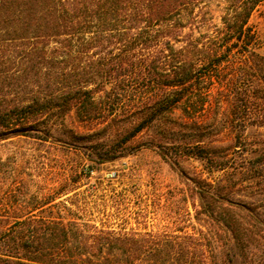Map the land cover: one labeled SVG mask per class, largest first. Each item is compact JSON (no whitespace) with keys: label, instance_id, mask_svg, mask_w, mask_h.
<instances>
[{"label":"trees","instance_id":"trees-1","mask_svg":"<svg viewBox=\"0 0 264 264\" xmlns=\"http://www.w3.org/2000/svg\"><path fill=\"white\" fill-rule=\"evenodd\" d=\"M204 1L0 0V139L53 141L57 128L84 139L109 129L105 147L89 146L97 163L156 125L157 136L137 147H157L174 165L199 158L209 172L229 168L231 178L227 148L248 124L264 125V55L249 24L264 0H222L218 22ZM219 109L223 125L209 122ZM220 126L232 144L217 143ZM93 166L64 169L63 209L0 230V264H211L214 248L194 234L98 223L76 190ZM190 179L184 197L195 216L206 214L211 228L225 224L239 240L234 214L218 207L230 185Z\"/></svg>","mask_w":264,"mask_h":264},{"label":"rangeland","instance_id":"rangeland-1","mask_svg":"<svg viewBox=\"0 0 264 264\" xmlns=\"http://www.w3.org/2000/svg\"><path fill=\"white\" fill-rule=\"evenodd\" d=\"M223 6L222 0H205L202 10L218 22ZM249 24L257 33L256 50L264 55V1L251 13ZM223 120L220 109L209 117V122L219 121V125ZM62 131H54L57 140L53 141L12 135L0 139V230L9 229L17 217L36 218L49 210L63 209L60 202L66 195L60 190L64 169L72 166L79 171L93 164L76 190L80 191V201H88L87 210L98 223L153 234H194L214 248L216 253L207 255L211 264H264V125L248 124L240 142L227 148L230 163L236 167L231 178L229 168L209 172L199 158H183L174 165L157 147H137L157 136L156 125L128 140L123 154L97 163L89 146L96 142L97 149L105 147L109 129L84 139H70ZM215 134L217 143L224 147L234 141L227 126H220ZM196 175L213 183L219 178L222 184L230 185L229 194L218 207L223 208L225 217L227 208L237 219L240 236L236 242L225 224L211 228L206 214L195 216L191 200L184 196L190 178ZM51 187L55 198L49 202ZM3 248L0 241V252Z\"/></svg>","mask_w":264,"mask_h":264}]
</instances>
